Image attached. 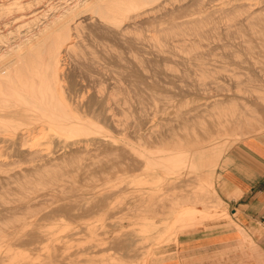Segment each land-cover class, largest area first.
<instances>
[{
    "label": "rangeland",
    "instance_id": "374dc122",
    "mask_svg": "<svg viewBox=\"0 0 264 264\" xmlns=\"http://www.w3.org/2000/svg\"><path fill=\"white\" fill-rule=\"evenodd\" d=\"M87 1L90 2L0 0V55L3 53L6 56L19 45L34 41L53 23L70 13L73 15L70 14L71 21L62 29L63 40L71 47L62 52V70L59 69L58 76H61L60 82L66 88V94H76L75 97L81 100L80 113L84 122L79 126L82 127L79 132L89 134L87 137L80 133L83 135L81 138L79 132H75L79 130L78 127L74 131L65 130L70 135L63 131L61 136L64 135L66 139L74 137L66 141L64 136L63 139L59 138L58 130L54 129L53 136H42L41 140L38 139L41 134L37 133L38 137L34 138L37 139L36 143L30 141L31 145L4 147L6 152L10 149L9 153L13 155L0 165V260L4 261L0 264H8V261L10 264H256V260L264 264V252L253 239L256 233L236 223L232 206L228 207L217 191L223 172L228 175L226 169L237 170L238 164L244 161L250 164L254 162V158L245 152L244 143L256 139V143L264 144V0H191L193 8L201 7L208 15L193 20L189 32L180 36H167L163 32V28L174 23L166 9H148L140 15L133 12L124 18L120 26H113L87 12ZM183 19L178 18L176 22L180 23ZM125 23L129 27H125ZM85 120H92V124ZM96 125L100 127L99 130ZM72 131L81 139L75 138ZM33 150H40L41 156H32L30 152ZM211 150L221 151L213 167L207 168L213 171L212 175L207 176L198 167L190 169L186 164L194 152L209 154ZM161 163L167 169H161ZM156 176L160 177L159 181ZM139 178L144 181L141 182ZM182 184H186V187ZM188 184L192 186L190 191ZM199 187L202 188L199 190ZM116 188H120V192ZM163 193H166V196L163 195L165 199ZM152 195L160 198L153 199ZM186 195H189L188 198ZM200 196L203 197L202 201ZM115 198L118 202L121 200L120 203ZM163 205L166 210L159 208ZM224 240L229 242L222 243Z\"/></svg>",
    "mask_w": 264,
    "mask_h": 264
},
{
    "label": "bare ground",
    "instance_id": "6f19581e",
    "mask_svg": "<svg viewBox=\"0 0 264 264\" xmlns=\"http://www.w3.org/2000/svg\"><path fill=\"white\" fill-rule=\"evenodd\" d=\"M196 1V0H195ZM204 1V0H203ZM225 1V0H224ZM88 2V1H87ZM194 2V1H193ZM195 3V2H194ZM262 3V2H261ZM230 4V3H229ZM85 5H87V9L92 16L96 15L97 17H99L100 19H102L104 22L108 23V24H112L113 26L116 25V26H120L122 21L124 20L125 17L129 16L131 13H137L138 15L142 14L143 12H145L146 10L148 9H153V8H157V9H166V13L170 14V16L172 17L171 19L173 20V24L166 27V28H163V32H166L167 33V36L168 34H174V35H185L189 32L190 30V24L193 22V20L197 19V18H203L204 16L208 15V13L202 9L201 7H198V8H193L192 7V1L191 0H90V2L86 3ZM225 5V4H224ZM205 6V4H204ZM223 6V5H222ZM231 7V6H230ZM258 7V6H257ZM86 8V6H85ZM84 8V9H85ZM237 8V6H236ZM86 9V10H87ZM210 9V8H209ZM260 9V7H259ZM83 10V9H81ZM211 10V9H210ZM209 10V11H210ZM229 10V9H228ZM215 11V10H214ZM227 11V10H226ZM162 12V11H161ZM231 12V11H230ZM165 13V14H166ZM211 13V12H210ZM71 14V13H70ZM68 14L67 16H65L64 19H59L58 22L56 21L55 23H53V25H51L49 28H47L42 34H40L34 41H29L27 42L26 44L23 43V45H19L18 47H16L14 50H12L9 54L6 53L7 55H0V165L1 164H4L5 161H7L6 159L9 158V157H12V153H9V150L8 152H6L4 150V147H16V146H19V145H27V144H30L32 142H35L36 143V140H34V138L36 137V134H41V137H38V139L42 138L43 137H47L49 138V134H52V131H54V129H57L58 130V133L60 134L58 137L59 138H62L63 136H61V134L63 133H66L67 131L65 130H69V129H75V127H78L79 130H75V132H79L80 131V127L82 125V122H84L82 120V116H81V113H80V108H81V100L79 99L78 96L75 97V95H67L66 94V88H64L63 85H61V76L59 77L58 74H59V69H61V61H62V52H64L65 50H68L70 49L71 45H69L68 43H65L64 40H63V37H62V29H63V26H65V24L68 22V21H71V17L72 16ZM76 14V12H75ZM147 14V13H146ZM163 14V15H165ZM230 14V13H229ZM261 14V13H260ZM133 15V14H132ZM233 15V14H232ZM154 16V15H153ZM156 16V15H155ZM166 16V15H165ZM263 16V15H262ZM149 17V16H148ZM163 17V16H162ZM74 18V17H73ZM88 18H91V17H88ZM142 18V17H141ZM153 18V17H152ZM160 18V17H158ZM157 18V19H158ZM164 18V17H163ZM167 18H170V17H167ZM178 18H184L180 23L176 22V20ZM98 19V18H97ZM98 19V20H100ZM140 19V18H138ZM150 19V18H149ZM148 19V20H149ZM156 19V20H157ZM226 19V18H225ZM238 19V18H237ZM87 20V19H86ZM152 20V19H151ZM241 20V19H240ZM139 21V20H138ZM145 21V19H144ZM153 21V20H152ZM151 21V22H152ZM244 21V20H243ZM264 21V20H263ZM161 22V21H160ZM249 22V21H248ZM247 22V24H248ZM255 22V21H254ZM103 23V22H102ZM142 23V21H141ZM145 23H148V21H146ZM170 23V22H169ZM214 23V22H213ZM251 23V22H250ZM249 23V24H250ZM68 24V23H67ZM126 24V23H125ZM128 24V23H127ZM126 24L125 27H127L128 25ZM143 24V23H142ZM156 24V23H155ZM229 24V23H228ZM111 25V26H112ZM130 25V24H129ZM230 25V24H229ZM252 25V24H250ZM255 25H257L255 23ZM94 26V25H93ZM104 26V25H103ZM246 26V25H245ZM70 27V26H69ZM95 27V26H94ZM98 27V26H97ZM129 27V26H128ZM162 27V26H161ZM211 26H209V29H210ZM225 27V26H224ZM106 28V27H105ZM112 28V27H111ZM109 28V29H111ZM116 28V27H115ZM124 28V27H123ZM223 28V27H222ZM99 29V28H98ZM113 29V28H112ZM126 29V28H125ZM131 29V28H130ZM156 29V28H155ZM93 30V29H92ZM161 30V29H160ZM158 30V32L160 31ZM227 30V29H226ZM102 31V30H100ZM113 31V30H111ZM111 31L110 34L112 33ZM120 31V30H119ZM225 31V30H224ZM243 31V30H242ZM108 32V31H107ZM117 32V31H116ZM152 32V31H151ZM157 32V31H156ZM118 33V32H117ZM124 33V32H123ZM131 33V32H130ZM255 33V32H254ZM89 34V33H88ZM119 34V33H118ZM137 34V33H136ZM158 34V33H157ZM211 34V33H210ZM209 34V35H210ZM121 35V33H120ZM161 35V34H160ZM235 35V34H234ZM102 36V35H101ZM118 36V35H117ZM163 36V35H162ZM166 36V34H165ZM239 36V35H238ZM91 37V36H90ZM129 37V36H128ZM160 37V36H159ZM236 37V36H235ZM234 37V38H235ZM248 37V35H247ZM75 38V37H74ZM89 38V37H88ZM110 38V37H109ZM125 38V37H124ZM131 38V37H129ZM172 38V37H171ZM71 39V38H70ZM106 39V38H105ZM133 39V38H131ZM140 39V38H139ZM260 39V38H258ZM127 40V39H126ZM161 40V39H160ZM210 40V39H209ZM222 40V39H221ZM224 40V39H223ZM256 40V39H255ZM69 41V40H68ZM171 41V40H170ZM174 41V39H173ZM237 41V40H236ZM91 42V40H90ZM127 42V41H125ZM165 42V41H164ZM175 42V41H174ZM200 42V41H199ZM225 42V41H224ZM73 43V42H72ZM111 43V42H110ZM109 43V44H110ZM116 43V42H115ZM119 43V42H118ZM128 43V42H127ZM141 44V42H139ZM251 43V42H250ZM263 43V42H262ZM94 44V43H93ZM144 44V43H143ZM162 44V43H161ZM259 44V43H258ZM116 45V44H115ZM122 44H120L121 46ZM126 45V44H124ZM134 45V44H133ZM132 45V46H133ZM233 45V44H232ZM246 45V44H244ZM254 45V44H253ZM98 46V45H97ZM109 46V45H108ZM128 46V45H126ZM183 46V45H182ZM202 46V45H201ZM218 46V45H217ZM241 46V45H240ZM239 46V47H240ZM264 46V45H263ZM122 47V46H121ZM136 47V46H135ZM146 47V46H145ZM243 47V46H242ZM138 48L140 49L141 46ZM148 48V47H147ZM224 48V47H223ZM130 49V48H129ZM184 49V48H183ZM181 50V49H180ZM190 50V49H189ZM207 50V49H206ZM217 50V49H216ZM185 51V50H184ZM187 51V50H186ZM193 51V50H192ZM122 52V51H121ZM198 52V51H196ZM213 52V51H211ZM216 52V51H215ZM240 52V51H239ZM255 52V51H254ZM123 53V52H122ZM125 53V52H124ZM263 53V52H262ZM66 54V53H65ZM207 54V53H206ZM217 54V53H216ZM174 55V53H173ZM233 55V53H232ZM108 56V55H107ZM113 57V56H112ZM177 57V56H176ZM186 57V56H185ZM193 57V55H192ZM225 57V56H224ZM235 57V56H234ZM66 58V57H65ZM64 58V59H65ZM68 58V57H67ZM72 58V57H71ZM122 58V57H121ZM160 58V57H159ZM198 58V57H197ZM201 58V57H200ZM223 58V57H221ZM232 58V57H231ZM76 59V58H75ZM85 59V58H84ZM89 59V58H88ZM230 59V58H229ZM68 60V59H67ZM66 60V61H67ZM79 61V59H77ZM197 60V59H196ZM217 60V59H216ZM233 60V59H232ZM238 60V59H237ZM70 61V60H69ZM82 61V60H81ZM87 61V60H86ZM95 61V60H94ZM201 61V60H200ZM64 62V61H63ZM181 62V61H180ZM227 62V61H226ZM259 62V61H258ZM75 63V62H74ZM109 63V62H108ZM113 63V62H112ZM131 63V61L129 62ZM66 64V63H65ZM119 64V63H118ZM227 64V63H225ZM76 65V64H75ZM85 65V64H84ZM133 65V64H132ZM152 65V64H151ZM155 65V64H154ZM164 65V64H163ZM219 65V64H218ZM227 65H230V64H227ZM72 66V64H71ZM124 66V65H123ZM220 66V65H219ZM69 67V66H68ZM67 67V68H68ZM77 67V66H75ZM79 67V66H78ZM77 67V68H78ZM87 67V66H86ZM130 67H131V64H130ZM65 68V67H64ZM74 68V67H73ZM90 68V67H89ZM93 68V67H92ZM129 68V66L127 67ZM94 69V68H93ZM97 69V68H96ZM132 69V68H131ZM62 70V69H61ZM65 70V69H64ZM170 70V69H169ZM190 70V69H189ZM67 71V69H66ZM70 71V69H69ZM71 72V71H70ZM74 72V71H73ZM81 72V71H80ZM122 72V71H120ZM191 72V71H189ZM64 73V72H63ZM76 74V72H75ZM169 74V73H167ZM60 75V74H59ZM63 75V74H62ZM127 75V74H126ZM125 75V76H126ZM71 76V75H70ZM82 76V75H81ZM117 76V75H116ZM174 76V75H173ZM124 77V75H123ZM63 78V77H62ZM79 78V77H78ZM107 78V77H106ZM65 79H66V76H65ZM68 79V78H67ZM93 79V78H92ZM109 79V78H108ZM112 79V78H111ZM129 79V78H128ZM131 79V78H130ZM129 79V80H130ZM160 79V78H158ZM74 80V79H73ZM80 80V78L78 79ZM83 80V79H82ZM81 80V81H82ZM87 80V79H86ZM123 80V79H122ZM258 80V79H257ZM95 81V80H94ZM110 81V80H109ZM124 81V80H123ZM177 81V79H176ZM71 82V81H70ZM132 82V81H131ZM129 82V83H131ZM134 82V81H133ZM136 82V80H135ZM140 82V81H139ZM65 83V82H64ZM88 83V82H87ZM71 84V83H70ZM118 84V83H116ZM161 84V83H160ZM185 84V83H184ZM110 85V84H109ZM191 85V84H190ZM78 86V85H77ZM88 86V85H87ZM130 86V85H129ZM137 86V85H136ZM139 86V85H138ZM164 86V85H163ZM188 86V85H187ZM71 87V86H70ZM73 87V86H72ZM85 87V86H84ZM110 87V86H109ZM112 87V85H111ZM179 87V86H178ZM119 88V87H118ZM136 88V87H135ZM138 88V87H137ZM146 88V87H145ZM148 88V87H147ZM85 89V88H84ZM91 89V87H90ZM169 89V88H168ZM74 90V88H73ZM78 90V89H77ZM87 90V89H85ZM89 90V89H88ZM110 90V89H109ZM133 90V89H131ZM163 90V89H162ZM161 90V91H162ZM171 90V89H170ZM173 90V89H172ZM72 91V90H71ZM73 92V91H72ZM71 92V93H72ZM80 92V91H79ZM83 92V91H82ZM81 92V93H82ZM112 92V91H111ZM185 92V91H184ZM187 92V91H186ZM70 94V92H68ZM73 93H78V92H73ZM168 93V92H167ZM156 94V93H155ZM134 95V94H133ZM84 96V95H83ZM147 96V95H146ZM154 96V95H153ZM152 96V97H153ZM177 96V95H175ZM87 97V96H86ZM143 97V96H142ZM156 97V96H155ZM180 97V95H179ZM257 97V96H256ZM109 98V97H108ZM170 98V97H169ZM173 98V97H171ZM144 99V98H143ZM166 99V98H165ZM88 100V99H87ZM99 100V99H98ZM106 100V99H105ZM104 100V101H105ZM171 100V99H170ZM96 101V99H95ZM85 102V101H84ZM132 102V101H131ZM176 102V101H175ZM86 103V102H85ZM84 104V103H83ZM89 104V103H88ZM93 104V103H92ZM162 104V103H161ZM166 104H169V103H166ZM173 104V103H172ZM119 105V104H118ZM84 106V105H83ZM94 106V105H93ZM137 106V105H135ZM158 106V105H157ZM161 106V105H160ZM169 106V105H168ZM179 106V105H178ZM88 107V106H87ZM106 107V106H105ZM151 108V107H150ZM160 108V107H159ZM89 109V108H88ZM149 109V108H148ZM153 109V108H152ZM164 109V108H163ZM162 109V110H163ZM180 109V108H179ZM259 109V108H258ZM120 110V109H119ZM126 110V109H125ZM84 111V110H82ZM121 111V110H120ZM119 111V112H120ZM154 111V110H153ZM261 111V110H260ZM259 111V112H260ZM264 111V110H262ZM99 112V111H98ZM101 112V111H100ZM103 112V111H102ZM118 112V113H119ZM128 114L130 113L129 111H127ZM142 112V111H141ZM159 112V111H158ZM257 112V111H256ZM261 113V112H260ZM95 114V113H94ZM93 114V115H94ZM106 114V113H105ZM244 114V113H243ZM83 115V114H82ZM85 115V114H84ZM108 115V114H107ZM120 115V113H119ZM92 117V116H91ZM104 117V116H103ZM90 118V117H89ZM95 118V117H94ZM152 118V117H151ZM84 119H88L84 117ZM97 119V118H96ZM123 120V119H122ZM232 120V119H231ZM88 122V120H85ZM100 121H102V119H100ZM141 121V120H140ZM235 121V119H234ZM92 122V120H91ZM90 122V123H91ZM110 122V121H109ZM124 122V121H123ZM132 122V121H131ZM134 122V121H133ZM206 122V121H205ZM204 122V124H206ZM111 123V122H110ZM208 123V122H207ZM238 123V122H237ZM263 123V122H262ZM92 124V123H91ZM97 124V123H96ZM137 124V122H136ZM218 124V123H217ZM95 125V123H94ZM112 125V124H111ZM127 125V124H126ZM134 125V124H133ZM145 125V124H144ZM248 125V123H247ZM88 126V125H87ZM107 126V125H106ZM148 126V125H147ZM151 126V125H150ZM96 127L98 128V126L96 125ZM95 127V129H97ZM123 127V125H122ZM249 127V126H248ZM247 127V128H248ZM87 128V127H86ZM100 128V127H99ZM98 128V130H99ZM106 128V127H105ZM109 128V127H108ZM53 129V130H51ZM77 129V128H76ZM89 129V128H88ZM94 129V130H95ZM123 129V128H122ZM85 130V129H84ZM87 130V129H86ZM97 130V131H98ZM112 130V129H111ZM114 130V129H113ZM119 130V129H118ZM238 130V129H237ZM51 131V133H50ZM65 131V132H63ZM72 131V133H73ZM88 131V130H87ZM90 131V130H89ZM88 131V132H89ZM93 131V130H91ZM108 131V129H107ZM106 131V132H107ZM120 131V130H119ZM127 131H128V128H127ZM187 131V130H186ZM56 132V131H55ZM63 132V133H62ZM74 132V133H75ZM83 132V131H82ZM82 132H79L78 133V136L80 133ZM111 132V131H110ZM130 132V131H129ZM209 132V131H208ZM69 133V131L67 132V134ZM71 133V132H70ZM71 133V134H72ZM75 135V138H82L83 135L80 134V137H78L76 134ZM92 134H94L95 132H91ZM145 133V131H144ZM156 133V132H155ZM174 133V132H173ZM179 133V132H178ZM88 134V133H86ZM97 134V133H95ZM130 134V133H129ZM151 134V132H150ZM228 134V133H227ZM70 135V134H68ZM82 135V136H81ZM109 135V133H108ZM111 135V134H110ZM149 135V134H148ZM177 135V134H176ZM218 135V134H217ZM53 136V134H52ZM54 136H57L55 135L54 133ZM77 136V137H76ZM84 136H89L88 135H84ZM144 136V134H143ZM179 136V135H178ZM36 137V138H37ZM57 137V138H58ZM68 137V136H67ZM108 137V136H107ZM106 137V138H107ZM175 137V136H174ZM217 137V136H216ZM51 138V136H50ZM65 138V136H64ZM70 138H73L74 137H69ZM80 138V139H81ZM86 138V137H85ZM85 138H83L82 140H84ZM99 138V137H98ZM221 138V137H220ZM219 138V139H220ZM228 138V137H227ZM226 138V139H227ZM56 139V138H55ZM63 139V138H62ZM61 139V140H62ZM66 139V138H65ZM64 139V140H65ZM68 139V138H67ZM66 139V141H67ZM68 139V140H69ZM104 139V138H103ZM146 139V138H145ZM179 139V138H178ZM195 139V138H194ZM41 140V139H40ZM72 140V139H71ZM69 140V141H71ZM77 140V139H76ZM81 140V141H82ZM102 140V139H101ZM115 140V139H114ZM113 140V141H114ZM118 140V139H117ZM186 140V138H185ZM221 140V139H220ZM223 140V139H222ZM229 140V139H228ZM232 140V139H231ZM230 140V141H231ZM44 141V140H43ZM43 141L41 142L43 144ZM47 141V139H46ZM53 141V140H52ZM65 141V143H66ZM80 141V140H79ZM78 141V142H79ZM80 141V142H81ZM126 141V140H125ZM129 141V140H127ZM193 141V140H192ZM226 141V140H224ZM38 142V141H37ZM86 142V141H85ZM100 142V141H99ZM119 142V141H117ZM177 142V141H176ZM40 143V142H39ZM48 143V142H47ZM51 143V142H50ZM76 143V142H75ZM102 143V142H101ZM110 143V142H109ZM113 143V142H112ZM210 143V142H209ZM34 145V143H32ZM56 144V143H55ZM71 144V142H70ZM115 144V142H114ZM142 144V143H141ZM181 144V143H179ZM31 145V144H30ZM96 145V144H95ZM131 145V144H130ZM128 145V146H130ZM147 145V144H146ZM174 145V144H173ZM211 145V144H210ZM225 145V144H223ZM35 146V145H34ZM33 146V147H34ZM41 146V145H40ZM49 146V145H48ZM90 146V145H89ZM123 146V145H122ZM136 146V144H135ZM134 146V148H135ZM194 146H197V145H194ZM218 146V145H217ZM5 147V148H6ZM42 147V146H41ZM40 147V148H41ZM59 147V146H58ZM57 147V148H58ZM143 147V146H141ZM21 148V146H20ZM25 148V147H24ZM104 148V147H103ZM109 148V147H108ZM115 148V146H114ZM131 148V146H130ZM208 148V147H207ZM26 149V148H25ZM30 149V148H29ZM32 149V148H31ZM39 149V148H38ZM46 149V148H45ZM76 149V148H75ZM94 149V148H93ZM143 149V148H142ZM140 149V150H142ZM219 150V148H216V150ZM53 150H55L53 148ZM104 150V149H103ZM113 150V149H112ZM116 150V148H115ZM139 150V149H138ZM198 150V149H197ZM221 150V149H220ZM51 151V150H50ZM62 151V150H61ZM77 151V150H76ZM80 151V150H79ZM91 151H94V150H91ZM150 151V150H149ZM148 151V152H149ZM153 151V150H151ZM165 151V150H164ZM196 151V150H195ZM203 151V149L201 150ZM212 151V150H211ZM210 151V152H211ZM43 152V151H42ZM48 152V151H47ZM55 152V151H54ZM63 152V151H62ZM130 152V151H129ZM135 152V151H134ZM139 152H143V151H139ZM138 152V153H139ZM159 152L161 153V151L159 150ZM200 152V151H199ZM208 152V151H207ZM221 151L217 152V151H212L211 153L209 154H205L204 152L198 154V152H194L192 155H190V157L188 158V161H187V165L188 167L191 168H201L204 170V173L207 175V176H210L212 175L213 171H209L207 168H212L213 165H214V162L216 161V157L218 156V154L220 153ZM72 153H73V150H72ZM77 153V152H76ZM86 153V152H85ZM89 153V152H88ZM87 153V154H88ZM137 153V152H136ZM139 153V154H141ZM146 153V152H145ZM156 153V152H154ZM158 153V152H157ZM156 153V154H157ZM168 153V152H167ZM170 153V152H169ZM30 154L34 157L36 156H41L40 154V150H33L30 152ZM51 154V153H50ZM60 154V153H59ZM74 154V153H73ZM83 154V153H82ZM117 154V152H116ZM144 154V152L142 153ZM149 154V153H148ZM28 155V154H27ZM45 155V154H44ZM58 154H56L57 156ZM68 155V154H67ZM99 155V154H98ZM109 155V153H108ZM151 155V154H149ZM159 155V154H158ZM50 156V155H49ZM72 156V155H71ZM90 157V155H87ZM93 156V154H92ZM110 156V155H109ZM146 156V155H145ZM148 156V155H147ZM166 156V154H165ZM174 156V155H173ZM60 157V156H59ZM65 157V156H64ZM75 157V156H74ZM94 157V156H93ZM132 157V156H131ZM153 157H155L153 155ZM162 157V156H161ZM164 157V156H163ZM162 157V158H163ZM168 157V156H167ZM63 158V156H62ZM87 158V157H85ZM112 158V157H111ZM150 158V157H149ZM158 158V157H157ZM161 158V159H162ZM59 159V158H58ZM68 159V158H67ZM99 159V158H98ZM133 159V158H132ZM170 159V158H169ZM181 159V158H180ZM180 159L178 160L179 162ZM66 160V159H65ZM112 160V159H111ZM116 160V159H115ZM148 160V159H147ZM152 160V159H151ZM163 160V159H162ZM175 160V159H174ZM74 161V160H73ZM133 161H135L133 159ZM150 161V160H149ZM173 161V159H172ZM88 162V161H87ZM154 162V160H153ZM152 162V163H153ZM174 162V161H173ZM67 163V162H66ZM119 163V162H118ZM143 163V162H142ZM146 163V162H144ZM143 163V164H144ZM157 163V162H156ZM92 164V163H91ZM106 164V162H105ZM115 164V163H114ZM113 164V165H114ZM159 164V163H158ZM169 164V163H168ZM171 164V163H170ZM178 164V162H177ZM112 165V166H113ZM119 165V164H118ZM152 165V164H151ZM74 165H72L73 167ZM91 166V165H90ZM104 166V165H103ZM159 166V165H158ZM180 166V165H179ZM63 167V166H62ZM85 167V166H84ZM96 167V166H95ZM160 167H162V163L160 165ZM165 167V166H164ZM164 167H162L161 169H164ZM167 167V166H166ZM165 167V168H166ZM4 168V167H3ZM92 168V167H91ZM94 168V167H93ZM117 168V167H116ZM154 168V167H153ZM144 169V168H143ZM167 169V168H166ZM22 170V169H21ZM36 170V169H35ZM98 170V169H97ZM115 170V169H114ZM178 170V169H177ZM200 170V169H199ZM18 171V170H17ZM100 171V170H99ZM176 171V170H174ZM196 171V169H195ZM194 171V172H195ZM126 172V171H125ZM172 172V171H171ZM39 173V172H38ZM153 173V172H152ZM176 173V172H175ZM202 173V172H201ZM89 174V173H88ZM104 174V173H102ZM106 174V173H105ZM148 174V173H147ZM41 175V174H39ZM152 175V174H151ZM149 175L150 177L154 176V175ZM8 176V175H7ZM20 176V175H19ZM88 176V175H87ZM102 176V175H100ZM106 176V175H105ZM124 176V175H123ZM135 176V175H134ZM142 175H140L141 177ZM148 176V175H147ZM187 176V175H185ZM189 176V174H188ZM187 176V177H188ZM36 177V176H35ZM60 177V176H59ZM83 177V176H81ZM98 177V176H97ZM107 177V176H106ZM105 177V179H106ZM126 177V175L124 176ZM130 177V176H129ZM155 177V176H154ZM153 177V178H154ZM186 177V178H187ZM37 178V177H36ZM83 178H87V177H83ZM131 178V177H130ZM156 180L159 181L158 178L160 177H157L156 176ZM194 177H192L193 179ZM7 179V177H6ZM29 179V178H28ZM80 179V178H79ZM82 179V178H81ZM80 179V180H81ZM88 179V178H87ZM90 179V178H89ZM88 179V180H89ZM141 179H143L141 177ZM139 178V180H141ZM148 179V178H147ZM147 179H145V182L148 181ZM155 179V178H154ZM173 179V178H172ZM185 179V178H184ZM188 179V178H187ZM36 180V179H35ZM124 181H127L125 179H123ZM153 180V179H152ZM156 180H153V181H156ZM162 180V179H161ZM186 180V179H185ZM191 180V179H190ZM197 180H198V176H197ZM1 181V180H0ZM11 181V180H10ZM34 181V180H33ZM32 181V182H33ZM102 181V180H101ZM135 181V180H134ZM137 181V180H136ZM144 181V180H141V182ZM157 181V182H158ZM171 181V180H170ZM180 181V180H179ZM199 181H201L199 179ZM203 181V180H202ZM35 182V181H34ZM84 182V181H83ZM96 182V180H95ZM103 182V181H102ZM138 182V181H137ZM136 182V183H137ZM141 182H139V184H141ZM150 182V181H149ZM148 182V183H149ZM173 182V181H172ZM182 182V181H181ZM180 182V184H181ZM191 182V181H190ZM193 182V181H192ZM12 183V182H11ZM36 183V182H35ZM105 183V182H104ZM147 183V182H146ZM145 183V185H147ZM151 183V182H150ZM149 183V184H150ZM170 182H168V185H169ZM175 183V181H174ZM183 183V182H182ZM187 183V182H186ZM189 183V182H188ZM72 184V183H71ZM103 184V183H102ZM131 184V183H130ZM138 184V183H137ZM144 184V183H142ZM148 184V185H149ZM156 184V182L154 183ZM152 184V185H154ZM172 184V183H171ZM15 185V184H14ZM32 185V184H31ZM77 185V184H76ZM134 185V184H132ZM177 185V184H176ZM183 185V184H182ZM186 185V184H184ZM183 185V186H184ZM10 186V185H9ZM21 186V185H20ZM26 186V185H25ZM40 186V185H39ZM42 186V185H41ZM72 186V185H71ZM82 186V185H81ZM117 186V185H116ZM137 186V185H136ZM141 186V185H139ZM144 186V185H143ZM170 186V185H169ZM168 186V187H169ZM174 186V185H172ZM178 186V185H177ZM189 187V191L190 189L192 188V186L190 187V185L188 184L187 185ZM207 186V185H206ZM205 186V187H206ZM5 187V186H4ZM14 187V186H13ZM23 187V186H22ZM31 187V186H30ZM59 187V186H58ZM90 187V186H89ZM108 187V186H107ZM111 187V186H110ZM186 186H184L185 188ZM204 187V188H205ZM32 188V187H31ZM35 188V186H34ZM67 188V187H65ZM72 188V187H71ZM92 188V187H91ZM94 188V187H93ZM166 188V187H165ZM172 188V187H170ZM181 188V187H179ZM200 188L202 187H199V190ZM47 190V188H44ZM49 189V188H48ZM119 192H120V188H116ZM52 190V189H51ZM80 190V189H79ZM95 190V189H94ZM151 190V189H150ZM182 190V189H181ZM202 190V189H201ZM213 190V189H212ZM216 190V189H215ZM35 191V190H34ZM72 191V190H71ZM122 191V190H121ZM130 191V190H129ZM170 191V190H168ZM167 191V192H168ZM177 191V189H176ZM194 191V190H192ZM205 191H208L207 189ZM204 191V193H205ZM8 192V191H6ZM62 192V191H61ZM75 192V191H74ZM95 192V191H94ZM131 192V191H130ZM138 192V191H137ZM141 192V191H140ZM146 192V191H145ZM165 192V191H163ZM173 192L172 194L175 195V190L172 189ZM184 192V191H183ZM209 192V191H208ZM58 193V192H57ZM64 193V192H63ZM107 193V192H106ZM132 193V192H131ZM154 193V192H153ZM158 193V192H157ZM170 193V192H169ZM182 193V191H181ZM194 193V192H193ZM216 194V192H213ZM212 193V194H213ZM34 194V193H33ZM96 194V193H95ZM105 194V193H104ZM156 194V193H155ZM159 194V193H158ZM156 194V195H158ZM171 194V193H170ZM189 195L192 194L191 193H188ZM119 195V194H118ZM124 195V194H123ZM131 195V194H130ZM165 195L166 196V193L162 194V196ZM188 195V196H189ZM201 195V194H200ZM208 195V193H207ZM58 196V195H57ZM64 196V195H62ZM67 196V195H66ZM97 196V195H96ZM106 196V195H105ZM110 196V195H109ZM134 196V195H133ZM144 196V195H143ZM149 196V195H148ZM188 196L186 195V197L188 198ZM90 197V196H89ZM119 197V196H118ZM131 197V196H130ZM153 199L155 198L154 195H152ZM164 197V196H163ZM202 196H200L201 198ZM206 197V196H204ZM210 197V196H209ZM217 197V196H216ZM31 198V197H30ZM44 198V197H43ZM60 198V196H59ZM82 198V197H81ZM100 198V196H99ZM140 198V197H139ZM149 198V197H148ZM156 198H160V197H157ZM155 198V199H156ZM183 198V197H182ZM49 199V198H47ZM66 199V198H65ZM76 199V198H74ZM83 199V198H82ZM90 199V198H89ZM93 199V198H91ZM110 199V198H109ZM108 199V200H109ZM165 199V197H164ZM167 199V198H166ZM189 199H192V197H189ZM199 200V198H197ZM209 198H207L208 200ZM219 199V198H218ZM43 200V199H42ZM45 200V199H44ZM149 200V199H148ZM158 200V199H156ZM197 200V201H198ZM203 200V197L201 199V201ZM206 200V201H207ZM4 201V200H3ZM40 201V200H38ZM103 201V200H102ZM107 201V200H106ZM115 201L116 198H115ZM121 201V200H120ZM120 201L118 203H120ZM127 201V200H126ZM147 201V200H146ZM161 201V200H160ZM164 201V200H163ZM174 201V200H172ZM190 201V200H189ZM201 201H198V203H200ZM212 201H214L212 199ZM218 201V200H216ZM35 202V201H34ZM95 202V201H93ZM97 202V201H96ZM100 202H101V199H100ZM113 202V201H112ZM116 202V203H117ZM131 202V201H130ZM139 202V201H138ZM169 202V201H167ZM183 202V201H182ZM220 202V201H219ZM43 203V202H41ZM40 203V204H41ZM98 203V202H97ZM159 204H161L160 202H158ZM191 203V202H190ZM201 203H204V202H201ZM209 203V201H208ZM56 204V203H55ZM61 204V203H60ZM81 204V203H80ZM90 204V202H89ZM101 204V203H99ZM98 204V205H99ZM133 204V203H132ZM131 204V205H132ZM147 204V202H146ZM145 204V205H146ZM157 204V203H156ZM169 204V203H168ZM213 204V203H212ZM210 204V205H212ZM31 205V204H30ZM67 205V204H66ZM82 205V204H81ZM85 205V204H84ZM138 205V203H137ZM153 205V204H152ZM170 205V204H169ZM182 205V204H181ZM208 205V204H207ZM23 206V205H22ZM26 206V205H25ZM37 206V205H36ZM218 206V205H217ZM35 207V206H33ZM52 207V206H51ZM76 207V206H75ZM83 207V205H82ZM103 208H105V205L102 206ZM112 207H113V204H112ZM115 207V206H114ZM127 207V205H126ZM211 207V206H210ZM71 208V207H70ZM118 208V207H117ZM122 208V207H121ZM148 208H149V205H148ZM159 208H164V205L161 207L159 206ZM174 208V207H173ZM172 208V209H173ZM183 208V207H182ZM193 208V207H192ZM215 208V207H214ZM19 209V207H18ZM21 209V208H20ZM58 209V208H56ZM113 209V208H112ZM132 209V208H131ZM129 209L131 212L132 210ZM137 209V207H136ZM204 209V207H203ZM207 209V208H206ZM217 209V208H216ZM215 209V210H216ZM48 210V209H46ZM45 210V211H46ZM72 210V209H71ZM86 210V209H84ZM99 210V209H98ZM127 210V208H126ZM166 210V209H165ZM171 210V209H170ZM18 211V210H17ZM128 211V210H127ZM151 211V210H150ZM3 212V211H2ZM14 212V211H13ZM22 212V211H21ZM20 212V213H21ZM36 212V211H35ZM63 212V211H62ZM129 212V211H128ZM145 212V211H144ZM193 212V211H192ZM196 212V211H195ZM56 213V211L54 212ZM141 213V212H140ZM149 213V212H147ZM146 213V214H147ZM16 214V213H15ZM127 214V213H125ZM153 214V213H152ZM167 214V212H166ZM165 214V215H166ZM196 214V213H195ZM204 214V213H203ZM207 214V213H206ZM3 215V214H2ZM24 215V214H23ZM74 215V214H73ZM157 216V214H155ZM18 216V214L16 215ZM105 216V215H104ZM112 216V215H111ZM114 216V215H113ZM139 216V215H138ZM144 216V215H143ZM174 216V215H173ZM202 216V215H201ZM1 217V216H0ZM27 217V216H26ZM32 217V216H31ZM40 217V216H39ZM62 217V216H61ZM108 217V216H107ZM110 217V216H109ZM122 217V216H121ZM131 217H134L133 215ZM141 217V216H140ZM178 217V216H176ZM192 217V216H191ZM79 218V217H78ZM126 218V217H125ZM124 218V220H125ZM193 218V217H192ZM75 219V218H74ZM104 219V218H103ZM140 219V218H139ZM183 219V218H182ZM186 219V218H185ZM31 220V219H30ZM34 220V219H33ZM164 220V219H163ZM177 220V219H176ZM39 221V220H38ZM66 221V220H65ZM73 221V220H72ZM113 221V220H112ZM123 221V220H122ZM143 221V220H141ZM140 221V222H141ZM168 221V220H167ZM167 221H164V222H167ZM180 221V220H179ZM178 221V222H179ZM25 222V221H24ZM43 222V221H42ZM131 222V221H130ZM30 223V222H29ZM51 223V222H49ZM54 223V221H53ZM87 223V222H86ZM132 223V222H131ZM142 223V222H141ZM152 223V221H151ZM174 223V222H173ZM69 224V223H67ZM89 224V223H88ZM93 224V223H91ZM109 224V223H108ZM144 224V223H142ZM141 224V225H142ZM183 224V223H182ZM190 224V223H188ZM12 226V224H10ZM17 225V224H16ZM25 225V224H24ZM23 225V226H24ZM39 225V224H38ZM53 225V224H52ZM73 225V224H72ZM94 225V224H93ZM117 225V224H116ZM140 225V226H141ZM153 225V224H152ZM174 225V224H173ZM18 226H19V223H18ZM28 226V225H27ZM30 226V225H29ZM49 226V225H48ZM75 226V225H74ZM73 226V227H74ZM82 226V225H81ZM88 226V225H87ZM86 226V228H87ZM110 226V225H109ZM144 226V225H143ZM155 226V225H153ZM186 226V225H185ZM42 227V226H41ZM45 227V226H44ZM84 227V226H83ZM82 227V229H84ZM89 227V226H88ZM99 227V226H98ZM134 227V226H133ZM138 227V226H137ZM147 227V226H146ZM145 227V230H147ZM35 228V227H34ZM48 228V227H47ZM66 228V227H65ZM67 228L69 229V226H67ZM91 228H94V227H91ZM130 228V227H129ZM128 228V229H129ZM136 228V227H135ZM155 228V227H154ZM153 228V229H154ZM52 229V228H50ZM76 229V228H75ZM74 229V230H75ZM90 229V228H89ZM32 230V229H31ZM125 230H127L125 228ZM176 230V229H175ZM12 231H14V229H12ZM22 231V230H21ZM24 231V230H23ZM48 231V230H47ZM52 231V230H51ZM54 231V230H53ZM59 231V230H58ZM61 231V230H60ZM128 231V230H127ZM139 231V230H137ZM142 232V230H140ZM177 231V230H176ZM7 232V231H6ZM15 232V231H14ZM57 232V231H56ZM94 232V230H93ZM98 232V231H97ZM132 232V231H130ZM157 232V231H156ZM178 232V231H177ZM35 233V232H34ZM39 233V232H38ZM65 233V231H64ZM115 233V232H114ZM124 233V232H123ZM129 233V232H128ZM135 233V231H134ZM139 233V232H138ZM143 233V232H142ZM146 233V231H145ZM144 233V234H145ZM55 234V233H54ZM53 234V235H54ZM57 234V233H56ZM60 234V232H59ZM140 234V233H139ZM147 234V233H146ZM178 234V233H177ZM12 235V234H11ZM79 235V233H78ZM97 235V234H96ZM101 235V234H100ZM99 235V236H100ZM150 235V234H149ZM168 235V234H167ZM172 235V234H171ZM4 236V235H3ZM35 236V235H34ZM39 236V235H38ZM51 237V235H49ZM73 235H71L72 237ZM170 236V235H169ZM5 237V236H4ZM17 237V236H16ZM33 237V236H32ZM30 236V238H32ZM44 237V236H43ZM53 237V236H52ZM55 237V236H54ZM98 237V235H97ZM21 238V237H20ZM73 238V237H72ZM79 238V237H78ZM125 238V237H124ZM132 238V237H131ZM144 238V237H143ZM146 238V237H145ZM5 239V238H4ZM19 239V237H18ZM53 239V238H52ZM51 239V240H52ZM66 239V238H65ZM76 239V238H75ZM93 239V238H92ZM95 239V238H94ZM104 239V238H103ZM115 239V238H114ZM123 239V238H122ZM148 239V238H147ZM1 240V239H0ZM11 240V238H10ZM32 240V239H31ZM63 240V238L61 239ZM72 240V239H71ZM80 240V239H79ZM146 240V239H145ZM25 241V240H24ZM59 241V239L57 240V242ZM107 241V240H106ZM124 241V240H123ZM13 242V241H12ZM85 242V240H84ZM100 242V241H99ZM148 241H146L145 244H147ZM1 243V242H0ZM60 243V242H59ZM65 243V242H64ZM70 243V242H69ZM72 243V242H71ZM78 243V242H77ZM107 243V242H106ZM129 243V242H127ZM126 243V244H127ZM140 243V242H139ZM178 243V242H177ZM9 244V243H8ZM38 244V243H37ZM44 244V243H43ZM68 244V243H67ZM100 244V243H99ZM105 244V243H104ZM131 244V243H130ZM29 245V244H28ZM71 244H69L70 246ZM91 245V244H90ZM103 245V244H102ZM136 245V244H135ZM139 245V244H138ZM141 245V244H140ZM148 245V244H147ZM1 246V245H0ZM68 246V247H69ZM75 246V245H74ZM175 246V245H174ZM7 247V246H5ZM37 247V246H36ZM35 247V248H36ZM72 247V246H71ZM85 247V246H83ZM94 247V246H93ZM146 247V246H145ZM10 248V247H9ZM18 248V247H17ZM40 248V247H39ZM61 248V247H60ZM74 248V247H73ZM79 248V247H78ZM129 248V247H128ZM132 248V247H131ZM144 248V247H143ZM11 249V248H10ZM45 249V248H44ZM66 249V248H65ZM76 249V246L75 248ZM96 249V248H95ZM99 249V248H98ZM2 250V249H1ZM8 250V249H7ZM12 250V249H11ZM10 250V253L13 251ZM70 250V249H69ZM93 250V249H91ZM102 250V249H101ZM135 250H136V247H135ZM15 251L16 249L14 250V254H15ZM50 251V250H49ZM52 251V250H51ZM54 251V250H53ZM112 251V250H111ZM147 251V250H146ZM69 252V251H68ZM67 252V253H68ZM109 252V251H108ZM119 252V251H117ZM132 252V251H131ZM175 252V251H174ZM4 253V252H3ZM8 253H9V250H8ZM13 253V252H12ZM92 253V251H91ZM112 253V252H111ZM136 253V252H135ZM6 254V253H5ZM5 254L3 256H5ZM19 254V253H18ZM24 254V253H23ZM44 254V253H43ZM80 254V253H79ZM90 254V253H89ZM126 254V253H125ZM130 254V253H129ZM41 255V254H40ZM63 255V254H62ZM69 255V254H68ZM78 255V254H77ZM83 255V254H82ZM94 255V254H93ZM106 255V254H105ZM108 255V254H107ZM136 255V254H135ZM11 256V255H10ZM98 256V255H97ZM128 256V255H127ZM132 256V255H131ZM130 256V257H131ZM2 257V256H1ZM0 257V258H1ZM9 257V256H8ZM13 257V256H12ZM19 257V256H18ZM40 257V256H39ZM38 257V258H39ZM42 257V255H41ZM78 257V256H77ZM88 257V256H87ZM112 257V256H111ZM137 257V256H136ZM14 258H17L16 256ZM35 258V257H34ZM98 258V257H97ZM13 259V258H11ZM69 259V258H68ZM83 259V258H82ZM100 259V257H99ZM109 259H112V258H109ZM8 260V259H7ZM6 260V262H7ZM17 260V259H16ZM29 260V258H28ZM27 260V261H28ZM37 261V259H35ZM50 260V259H49ZM69 260H72L71 258ZM81 260V259H80ZM4 262L2 259L0 260V262ZM15 261V260H13ZM30 261V260H29ZM79 261V260H78ZM77 261V262H78ZM84 261V260H83ZM96 261V259H95ZM94 261V262H95ZM108 261V260H107ZM12 262V261H11ZM26 262V261H25ZM31 262V261H30ZM48 262V261H46ZM72 262V261H71ZM87 262V261H86ZM84 262V263H86ZM90 261L88 260V263ZM103 262V261H102ZM111 262V261H110ZM109 262V263H110ZM13 263V262H12ZM21 263V262H20ZM33 263V262H31ZM70 263V262H69ZM3 264V263H2ZM8 264L9 261H8ZM80 264V263H78ZM87 264V263H86Z\"/></svg>",
    "mask_w": 264,
    "mask_h": 264
},
{
    "label": "crops",
    "instance_id": "0c3cea01",
    "mask_svg": "<svg viewBox=\"0 0 264 264\" xmlns=\"http://www.w3.org/2000/svg\"><path fill=\"white\" fill-rule=\"evenodd\" d=\"M244 147L254 162L244 161L237 170L226 169L228 175L223 172L217 191L222 201L232 206L236 223L256 233L253 239L264 252V144L255 139L244 143ZM256 264L260 261L256 260Z\"/></svg>",
    "mask_w": 264,
    "mask_h": 264
}]
</instances>
